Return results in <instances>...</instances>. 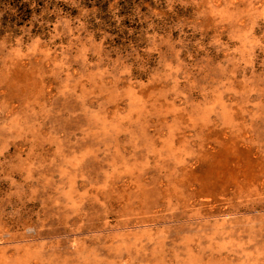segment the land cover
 I'll list each match as a JSON object with an SVG mask.
<instances>
[{"label": "rangeland", "instance_id": "1", "mask_svg": "<svg viewBox=\"0 0 264 264\" xmlns=\"http://www.w3.org/2000/svg\"><path fill=\"white\" fill-rule=\"evenodd\" d=\"M24 1L0 264H264V0Z\"/></svg>", "mask_w": 264, "mask_h": 264}, {"label": "trees", "instance_id": "2", "mask_svg": "<svg viewBox=\"0 0 264 264\" xmlns=\"http://www.w3.org/2000/svg\"><path fill=\"white\" fill-rule=\"evenodd\" d=\"M15 9L17 11V14H12L11 10ZM4 12V18H10V21H15L20 19L21 22L26 21L32 10L28 3H26L24 0H0V12ZM20 21L14 22L17 25H21ZM2 28L6 26V23L0 24ZM3 29L0 28V33Z\"/></svg>", "mask_w": 264, "mask_h": 264}]
</instances>
